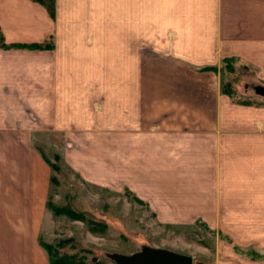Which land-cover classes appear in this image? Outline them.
Listing matches in <instances>:
<instances>
[{
  "label": "crops",
  "instance_id": "obj_1",
  "mask_svg": "<svg viewBox=\"0 0 264 264\" xmlns=\"http://www.w3.org/2000/svg\"><path fill=\"white\" fill-rule=\"evenodd\" d=\"M0 33L7 45L51 44L0 50V129L11 142L32 130L93 136L102 119L107 149L118 131L122 186L154 220L199 221L228 238L225 259L264 261L238 252L264 255V105L233 103L215 73L180 64L238 59L264 82V0H54L53 19L0 0ZM145 62L156 65L147 89ZM46 193L29 151L0 152V264H49Z\"/></svg>",
  "mask_w": 264,
  "mask_h": 264
},
{
  "label": "rangeland",
  "instance_id": "obj_2",
  "mask_svg": "<svg viewBox=\"0 0 264 264\" xmlns=\"http://www.w3.org/2000/svg\"><path fill=\"white\" fill-rule=\"evenodd\" d=\"M112 63L115 68H120V62ZM153 64L156 66L154 62H145V88L156 83L151 75ZM180 64L194 73H198L194 69L203 67L186 62ZM217 69L215 74L220 86L222 83L230 84L234 101L264 105V97L257 96L253 90L256 86L264 87L258 70L238 59L226 63L221 61ZM112 79L113 84L119 83L117 76L113 75ZM101 120L94 126L96 134L93 136L32 130L30 139H15V142H11V129L5 131L1 126L0 131L6 137L4 141L0 140V152L8 151L11 155V145L15 144L31 153L33 167L42 166L47 171L45 207L47 201L57 207L70 205L72 210L81 212L90 221L86 224L63 215L53 216L46 207L50 236L46 241H40L39 246L40 243L54 246L58 242L72 240L85 251L82 255L89 263L113 264L107 258L109 254L130 255L147 246L187 256L191 264H234L222 253L226 248L231 250V244L220 243H228V238L208 232L199 221L166 227L154 220L148 205L125 191L119 179L118 131H113L116 137L110 142L111 148L109 144L107 149V143L100 136ZM109 150L113 153L111 157L105 156ZM104 166L111 169L110 178ZM238 252L264 260V255Z\"/></svg>",
  "mask_w": 264,
  "mask_h": 264
},
{
  "label": "trees",
  "instance_id": "obj_3",
  "mask_svg": "<svg viewBox=\"0 0 264 264\" xmlns=\"http://www.w3.org/2000/svg\"><path fill=\"white\" fill-rule=\"evenodd\" d=\"M27 1L37 4L40 7H42L45 10L47 16L50 19H53L54 0H27ZM50 48H51V44L48 39L40 44H27V45L26 44L25 45L9 44L7 45L4 43L2 35L0 33V50H8V49L49 50ZM234 60L236 59H233V58L225 59V60H222V62L226 63L228 61H234ZM194 71L198 73H217L218 69L217 67L205 66L201 68H196L194 69ZM226 71H228V68L226 69ZM220 89H221V93L230 97L233 103L242 104V105H250L249 103L237 102L233 100L234 93L232 92L231 86L229 83H222L220 86ZM50 182L54 183L52 178H50ZM125 191L127 190L125 189ZM131 196L134 197L132 194ZM46 207L53 216L63 215V216L68 217L71 220L84 221L86 224L90 222L89 220L86 219V217H84V215L81 212H75L74 210H72L70 205H64L63 207H57V206H54L50 201H47ZM40 246L44 249L47 255V260L49 264H100L99 262H91V263L87 262L85 260V257L82 255L85 251L81 249L77 244H75L72 240H67L64 243L58 242L54 246L40 243ZM67 247H68V250H65V248Z\"/></svg>",
  "mask_w": 264,
  "mask_h": 264
},
{
  "label": "water",
  "instance_id": "obj_4",
  "mask_svg": "<svg viewBox=\"0 0 264 264\" xmlns=\"http://www.w3.org/2000/svg\"><path fill=\"white\" fill-rule=\"evenodd\" d=\"M253 90L257 96L264 97V87L256 86ZM107 258L113 264H191L187 256L147 246L130 255L109 254Z\"/></svg>",
  "mask_w": 264,
  "mask_h": 264
}]
</instances>
